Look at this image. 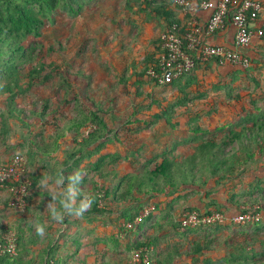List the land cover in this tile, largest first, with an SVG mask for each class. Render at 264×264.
Segmentation results:
<instances>
[{
    "label": "trees",
    "instance_id": "trees-1",
    "mask_svg": "<svg viewBox=\"0 0 264 264\" xmlns=\"http://www.w3.org/2000/svg\"><path fill=\"white\" fill-rule=\"evenodd\" d=\"M126 1L124 10L126 20H129L130 13L135 12L134 5L140 0ZM151 1L145 0L144 6L140 7L141 9L135 14L144 13L158 23L164 19L165 26L160 24L162 29L155 41V51L147 55L144 70L136 73V65H133L134 69L125 68L120 78L125 86L133 75L145 77L149 69L157 65L164 54L161 48V36L167 28L178 24L182 27V32L187 31L189 18L182 16L183 9L177 6L175 1L171 0V4L164 3L161 6ZM86 4L84 0H0V142L6 144L14 136V125L25 129L29 134L27 135L29 140L27 138L23 140L24 143L30 144L28 151L32 156V162H35L41 157L49 159L56 157L61 152L62 143L68 135H72L73 142L78 145V148L71 155L73 157L71 159L77 158L71 170L75 168L82 173L78 168L81 162L87 158L90 160L84 169L86 174L80 185V194L93 198L91 208L83 217L69 215L59 223L49 218L50 226L45 227L43 236L34 231V224H25L26 217L34 211L32 210V192L28 199L29 205L22 213L12 209L9 200H0V213L4 214L11 210L17 217L23 216L15 225H11L4 222L6 216L0 214V242L5 233L10 230L15 231L18 238L17 255L12 257L0 255V264H87L89 260H94L93 264H108L105 259L100 258L99 254L91 257L85 254L78 260L76 257L82 254L83 247H86L96 234L99 224L104 225L107 222L106 218L111 220L114 217L122 222L117 227L122 238L126 236L128 248L139 255L138 261L135 262L133 258V264H178L186 260L185 256L191 258V262L187 264H264V221L245 224V227L253 230L254 234H247V230L243 235V241L225 242L228 253L218 260L213 255L219 251L223 243L208 239V236L193 239L186 251L176 246L164 252L159 248L160 237L147 235L135 241L132 234L134 229L127 228L128 223L134 222L143 214L145 205L149 201L161 198L174 201L187 199L190 195L201 196L203 203H209V207L237 208L238 213H249L248 208L253 209L256 205L264 203V177H255L250 183H244L249 170L257 167L264 169V109L257 108L254 103L251 106H243L242 112L246 114L241 115L237 123L218 128L217 131L221 133V137L218 136L219 134L209 137L212 133L209 134L201 127L202 114L195 112L193 108L195 101H205L207 97L205 91L200 89L201 75L211 70L213 66H221L217 59L196 62L192 72L167 85L177 89L183 96L176 105L165 106L160 100L154 101L163 108L154 115L155 121L164 120L166 125L171 126L176 133H179L178 125L173 124L172 118L180 108L184 109V115L188 116L186 130L188 133L175 134L182 135L179 137L182 139L173 141L162 152L151 158L144 156L146 147L133 146L126 156L129 161L137 159V162L133 163V170L119 182L111 185H107L110 176L105 173L104 165L110 161H117L119 156L111 154L99 156L100 151L105 148L104 143L98 145L93 151H89L92 145L100 143L107 135L102 128L108 127L105 116L110 115V109L103 101H97L89 94L77 96L74 85L65 78L62 85L65 86L62 89L63 93L55 100V107L50 99L44 100L40 108L32 106L31 112H25L19 106L18 99L36 102L33 97L41 91L40 88L44 92L52 89L48 84L57 76L58 69L53 58L57 52L64 54L63 48H65L60 43L50 47L46 56L54 55L53 58L46 60L44 56L42 61L39 57L40 62L36 64L34 61L38 59L37 47L33 48L26 43L29 39L41 35V29L47 20H52L59 13L79 15ZM231 21L232 15H229L228 27ZM263 38L264 36L261 39ZM71 67L76 68L73 64ZM236 68L239 69V67ZM130 71L131 74H129ZM152 82L160 86L154 80ZM137 95L142 96L139 91ZM74 98L83 106V109L79 107L77 113L71 111L70 107ZM236 98L240 99L238 95ZM207 105L211 110L216 107V104L211 102ZM137 114L134 112L132 116ZM129 124H138L140 127L131 130L129 139L133 143L134 135L143 133L141 125L144 123L135 119L134 122L129 120ZM115 138L119 139V136L116 135ZM95 156L99 158L91 161ZM63 175L71 177L67 173ZM30 176L34 183L32 174ZM96 178L99 180L96 181ZM100 179H106L107 182L101 185ZM219 193L223 195L219 196ZM240 194L243 196L240 197ZM221 200L224 201L221 202ZM188 210L190 213L197 212L200 216L211 215L215 211L202 212L194 206ZM220 213L223 212L220 211ZM152 214L144 218L142 223L149 222ZM40 220L43 223L45 219ZM142 223L137 227H140ZM84 225H93L91 232L84 234L80 230ZM178 226L185 231L186 236L204 227H213V225L184 227L182 220ZM118 237L115 235L112 240L120 242ZM93 238L96 240L92 241L98 244L102 240V237L99 238L98 235ZM103 240L107 242V238ZM47 242L48 245L43 247V244ZM62 249L66 253L62 254ZM96 251L99 252L98 248Z\"/></svg>",
    "mask_w": 264,
    "mask_h": 264
},
{
    "label": "rangeland",
    "instance_id": "rangeland-1",
    "mask_svg": "<svg viewBox=\"0 0 264 264\" xmlns=\"http://www.w3.org/2000/svg\"><path fill=\"white\" fill-rule=\"evenodd\" d=\"M84 1L87 4L81 9L79 15L57 14L52 20H47L44 23L40 36L33 37L26 43L29 46L32 45L33 48L37 47L38 59L34 61L36 64L40 62L39 57L42 58V61L44 60L43 57L48 54L50 47L57 46L60 43L65 48H63L64 54L57 52L54 58V55L45 57L46 60L53 58L58 68L57 76L48 84L52 89L44 92L40 88L41 91L33 97L36 102L20 98L18 104L25 112H31L32 106L40 108L44 100L50 99L53 107H55V100L63 93L62 89L65 86L62 85L65 78L68 79L70 84L74 85L77 96L80 94L87 95L88 93L91 98L103 101L110 109V115L105 116L107 117L108 127L102 128V131L105 130L107 134L106 138L102 139V144L104 143L106 148H103L102 153L103 155L119 156L117 161H110L104 165L106 168H104L105 173L110 176L107 185H111L119 182L133 170V163L137 162V159L133 161L126 159L133 146L146 147L144 150L146 158L156 156L173 139L180 137L174 136L175 134L187 132L186 119L188 116L184 115V109L182 108L174 115L172 122L174 125H178L177 130L179 132L176 133L171 126L166 125L164 120L155 121L154 115L162 111L163 108L159 107L154 101L160 100L165 106L169 104L176 105L179 99L183 97L177 89L172 88V86H157L147 75L145 77L133 75L127 86L121 83L120 78L125 70L122 63H129L131 68L132 62H134L132 56L127 57V52L139 57L140 53L144 52L145 54L150 50L149 44L152 40L151 28L145 29L143 39L138 41L133 37L137 34L139 27H133L130 23L124 25L125 22L124 19L120 18V13L126 0ZM262 1L264 6V0ZM172 5L174 6V2ZM119 26H123L122 30L117 28ZM261 26L264 30V11L258 23L254 25V27ZM259 46H264V38L255 40L246 53L251 58V65L248 68L213 66L211 70L201 75L202 85L200 89L205 91L207 97L205 101H195L193 108L195 112L202 114L201 127L206 129L209 134L212 133V136L209 137H215L218 134L221 137V133L217 131L218 128L237 123L240 116L246 114L242 112L243 106H251L254 103L257 108L264 109V48H259ZM138 60H135L136 73H141L146 66L145 59L139 62ZM71 64L75 65L76 68H70ZM132 69L134 68L132 67ZM129 74H131V71ZM138 91L141 92L142 96L137 95ZM237 95L240 99L236 98ZM37 96L40 98H36ZM209 102L216 104L214 110H211L207 105ZM70 107L71 111L75 113H77L79 107L83 109V106L75 98ZM134 112L138 113L137 116H132ZM135 119L143 121L144 124L141 125L143 133L134 135L132 143L129 139L130 134H132L131 130L140 128L138 124H129V120L134 122ZM14 126V136L9 139L8 143L0 142V164L8 163L15 155L20 154L26 158V165L29 168V163L32 161V156L28 151L30 144L24 143L23 140V138L29 140L27 137L29 134L26 133L25 129H21L17 125ZM116 135L119 136V139L115 138ZM69 140L72 141L69 144L74 143L73 138L70 137ZM75 170L74 168L71 171L74 172ZM255 177H264V169L257 167L249 170L244 183H250ZM106 182L107 180L104 179L100 183L103 185ZM222 195L223 193H219V196ZM240 195V197L243 196ZM226 196L229 197V194L226 193ZM0 197L5 199L4 201L9 200L11 202L10 188L0 187ZM208 204L203 203L201 196L194 195H190L187 199L174 201L166 198L149 201L145 208L153 209L152 219L134 229L132 231L133 238L136 241L147 235L158 236L162 240L159 241V248L164 252H168L176 246H179L182 251H186L193 239H202L208 236V239L223 243L219 251H216L213 255L217 260L223 258L228 253V248L224 245L225 242L243 241V235L246 234L247 230L249 235L254 233L249 227L233 221L236 218L234 216L238 214L237 208L209 207ZM157 205H159L158 208ZM193 206L202 212L222 211L225 216L223 224L218 223L213 225L212 228L204 227L199 231L191 232V234L186 232L188 235H184L185 231L181 230L178 223L189 212L188 208ZM119 220V218L117 220V217L111 220L106 218L107 222L104 225L101 223L102 226L98 227L96 234L93 235V237L97 235L99 238L102 237V240L98 244V242L92 241L96 240L92 237L93 239L91 238L89 244L83 247L82 254L76 259L83 258L85 254L89 257L99 254L100 258L105 259L108 264H133V258H137V255L128 248L126 236L122 238V235H120L117 225H121L122 222ZM115 235L119 236L120 242L112 240ZM103 238H107L106 243ZM95 243L98 245L95 246ZM97 248L99 252L96 251ZM63 249L62 254L66 253ZM185 259V261H180L178 264L191 262V258L188 256H185ZM93 263L94 260L87 261V264Z\"/></svg>",
    "mask_w": 264,
    "mask_h": 264
},
{
    "label": "built area",
    "instance_id": "built-area-1",
    "mask_svg": "<svg viewBox=\"0 0 264 264\" xmlns=\"http://www.w3.org/2000/svg\"><path fill=\"white\" fill-rule=\"evenodd\" d=\"M175 4L183 9L182 16L189 18L187 31L173 24L161 36V48L164 54L157 65L152 66L147 75L160 86H167L192 72L196 62H208L217 59L221 66L248 68L251 64L247 52L255 42L264 36L262 28L254 27L263 8L261 0H175ZM200 12H210L208 22L202 23L198 17ZM229 15L234 33L232 48L214 45L207 38L218 32L225 31ZM194 54V55H193ZM26 158L17 155L8 163L0 164V187H9L12 194L10 207L17 212H25L31 196L33 182L31 172L26 165ZM249 213H238L234 222L248 224L264 221V203L248 208ZM153 213L152 208H145L143 214L127 228L135 229L144 218ZM224 214L214 212L211 215L200 216L197 212L186 213L182 219L184 227H198L223 224ZM18 238L15 231H8L0 242V255H17ZM139 255L134 261H138Z\"/></svg>",
    "mask_w": 264,
    "mask_h": 264
},
{
    "label": "crops",
    "instance_id": "crops-1",
    "mask_svg": "<svg viewBox=\"0 0 264 264\" xmlns=\"http://www.w3.org/2000/svg\"><path fill=\"white\" fill-rule=\"evenodd\" d=\"M144 1L145 0H140L138 4L134 3L135 4L134 5L135 6V9H134L135 12H137L139 9H141L140 7L144 6L143 5ZM126 2L127 1L124 2V5L126 4ZM151 2L156 3L157 5H160V6L164 3L171 4L170 0H152ZM172 9L175 10L174 8H172ZM135 12L130 13V19L126 20L125 10H124V6H123L122 11L120 13V18L124 19V22H125L124 25L126 23H130V24H132L133 27L134 26L139 27L137 34L133 37L134 39H136L138 41L143 39L144 34L146 32L145 29L151 28L150 34L152 33L151 34L152 40L150 41V44H149V48L151 47L150 50L145 52V54H144V52L142 54L140 53L139 57H138V55L133 56L130 54V52H127V57L132 56V59L134 58L133 59L134 62L136 59H139L138 60V62H139L142 59L146 60L147 55L148 54L150 55L155 51V41L159 37L160 30L162 29L161 25L162 24L164 25L165 21L163 19V20H161L160 23H158L157 21H155V19L148 18V16L144 13L140 14V12H139V13L135 14ZM210 15H211L210 12H200L198 17L202 23H206V22H208ZM122 27L123 26H119L117 28L119 30H122ZM234 33H235V30L233 29L232 25H230L225 31L218 32V33L214 34L213 36L207 38V42L214 44V45H223L227 48H232L233 43H234ZM134 62H132V67H133V65H136V63L133 64ZM120 66H121V64H120ZM122 66L125 69L126 67H129V63L128 64L122 63ZM99 100H97V101H99ZM169 133H171V132H169ZM186 133H188V132H186ZM174 136H182V135H174ZM70 137L72 138V135H68L67 139L62 143L61 152L56 157H54L53 159H49L47 157H41V158H37V160L35 162L31 161L29 163V170L31 171L32 178L34 180L33 189H32V196H33L32 210H34L32 213L34 215L32 213H30L26 217V223L25 224H29V225L34 224L35 226L37 224H40V225H43L44 227H48V225L50 226L49 220H48L49 216H48V213L46 212V209H47L48 203L51 200V197L45 196L46 193L41 192L40 189L37 187V181L42 177L44 172H45V174H47L48 172H62L63 174L67 173L68 176H73L78 172V170H75L74 172L71 171V169L74 167L75 159H77V158H75L74 160L71 159V158H73L71 155L74 154L73 151H75L78 148V145L75 143L69 144V142L72 143V141L69 140ZM181 139L175 138L169 143V145H171V143L173 141H179ZM64 144H66V145L64 146ZM101 144H102V140L100 143L92 145L89 148V151H93L94 149H96V147L98 145H101ZM104 149H106V148H104ZM103 150L100 151L99 156L103 155V153H102ZM180 150H181V148H180ZM80 156H82V155H80ZM80 156L78 157V159L80 158ZM99 156H95L94 158H92L91 161L97 160L99 158ZM89 162H90V160L87 158L84 160V162L79 167V170L82 172L83 177H84V174H86V172H84L85 171L84 169L89 164ZM98 180L99 179L96 178V181H98ZM101 181L102 180L100 179V182ZM0 200L4 201L5 199L0 197ZM12 213L13 212L11 210H9V211H6L4 214L3 213H0V214L5 215L6 217L4 219V222H8L11 225H13L14 222L17 221L18 219L23 218V216L22 217L18 216L19 217L18 218L16 215H12ZM41 218L45 219L43 223L40 220ZM28 220H29V223H28ZM100 224H99V228L102 226ZM85 229L88 231H86ZM92 229H93V225H84L82 228H80V230L84 234H86L87 232H91ZM34 231L37 232L36 228H34ZM44 235H45V233H44ZM46 244L48 245V242L44 243L43 247H46L47 246Z\"/></svg>",
    "mask_w": 264,
    "mask_h": 264
},
{
    "label": "clouds",
    "instance_id": "clouds-1",
    "mask_svg": "<svg viewBox=\"0 0 264 264\" xmlns=\"http://www.w3.org/2000/svg\"><path fill=\"white\" fill-rule=\"evenodd\" d=\"M82 179L83 174L80 172L71 177H65L62 172H44L37 181L40 191L51 197L46 212L52 221L59 223L69 215L83 217L91 208L93 198L80 194ZM36 231L38 235L43 236L45 227L37 224Z\"/></svg>",
    "mask_w": 264,
    "mask_h": 264
}]
</instances>
